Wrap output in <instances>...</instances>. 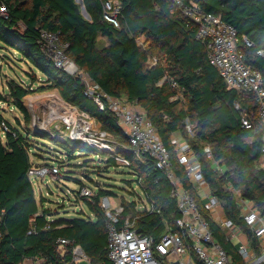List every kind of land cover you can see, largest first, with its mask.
<instances>
[{
    "label": "trees",
    "instance_id": "obj_1",
    "mask_svg": "<svg viewBox=\"0 0 264 264\" xmlns=\"http://www.w3.org/2000/svg\"><path fill=\"white\" fill-rule=\"evenodd\" d=\"M108 1L111 0H82L88 16L85 18L75 0H0V6L6 9V14L0 15V49L16 54L32 71L27 73V84L9 78L4 95L0 94V102L17 110L25 123L21 127L20 120L14 118L16 126H13L0 115V123L7 126L5 132L0 128V264H24L36 257L44 264H73L71 249L75 245L83 249L91 264H111L107 257L108 220L99 202L105 197H116L115 194L96 186L94 195L86 198L79 195L86 186L78 182L80 190L76 198L85 204L88 215L80 211L77 218L58 217V211L44 207L42 198L37 200L28 172L33 167L29 162L30 148L38 149L37 143H31L36 138L53 141L64 152L63 157L55 159L59 167L65 160H72L79 147L92 151L107 167L117 166L113 153L84 147L77 141L76 146L70 147L67 142L70 139L59 136L62 131L54 128L53 132H43L31 127L32 118L24 98L34 91H57L64 102L85 113L116 141L119 148L114 154L128 161L124 167L136 176L145 205L151 210L141 211L136 201L122 199L121 224L129 217L138 233L155 242L167 231L178 230L179 213L170 197L171 186L165 173L155 168L151 158H136L130 152L128 138L118 126L117 117L107 109L100 111L86 97L79 77L54 66L42 48V32L56 34L67 45L66 56L104 94L125 98L139 107L170 153L175 175L191 192L214 240L235 264H241L237 248L204 211L199 196L192 191L177 163L170 137L175 132L183 135L201 163L209 192L217 199L223 215L242 231L248 247L260 256L258 240L242 221L236 204L238 198L249 201L264 216V173L255 168L262 126L254 100L226 86L218 71L207 62L203 45L195 39V25L170 14L169 0H116L120 5L118 27L103 18V7ZM184 1L193 2L201 11L231 25L246 65L264 79V58L256 55L258 50L264 52V0ZM140 37L148 47L138 45ZM244 39L252 48L244 45ZM153 59L156 62L151 65ZM34 85L38 86L33 89ZM172 87H178L180 99H170L176 92ZM243 119L250 124L249 129L242 127ZM186 120L194 125L192 139L184 130ZM205 146L210 149V159L203 153ZM45 167L56 174L55 169ZM84 177L89 180L87 175ZM227 184L238 192L237 196L227 190ZM58 239L70 244L60 248Z\"/></svg>",
    "mask_w": 264,
    "mask_h": 264
},
{
    "label": "built area",
    "instance_id": "obj_2",
    "mask_svg": "<svg viewBox=\"0 0 264 264\" xmlns=\"http://www.w3.org/2000/svg\"><path fill=\"white\" fill-rule=\"evenodd\" d=\"M169 1L171 2L170 14L189 20L195 25V39L203 45L207 62L218 71L226 86L240 95L254 100L257 116L262 126L261 150L255 168L264 173V79L262 75L246 65L244 56L238 48L236 30L231 25L224 23L219 17L201 11L191 1L188 3L184 0ZM103 10L104 20L114 27H118L117 18L120 12L118 1L106 2ZM5 14L6 9L0 6V15ZM40 42L44 52L53 61L56 68L71 76L79 77L85 87L84 94L88 99L94 101L100 111L107 109L113 112L117 117L118 126L128 138L130 152L136 158L145 156L151 158L155 168L165 173L171 186L170 197L175 201L179 213V218L176 220L178 230L177 232L167 231L157 242L147 235L138 233L133 228V222L129 217L121 224L119 218L123 208L120 205L114 207L108 197L100 200L99 207L104 211L108 220L106 231L109 262L111 264H235L214 240L208 222L195 199L191 196V192L182 185L175 175L170 153L159 140L156 130L145 114L137 108L135 103L129 102L125 98H111L104 94L99 86L91 82L66 56L67 45L56 34L42 32ZM244 45L252 48V44L246 39H244ZM256 55L264 58L262 50L256 51ZM152 62L155 63L156 61L152 60L150 63L152 64ZM172 88L176 92L170 99H180L181 92L178 87ZM54 104L56 105V116L63 125V132L70 140L87 144L89 147L100 151L112 152V157L115 160L121 159L125 165H128L125 157L110 151L108 148L110 141L105 139L108 135L102 131L96 132L94 124L85 113L77 111L59 99ZM234 108L238 110V104H235ZM0 127L3 132L7 131V126L4 123H0ZM32 127L36 130L39 129L33 124ZM242 127L249 129L250 124L243 119ZM39 130L43 131L42 129ZM184 130L188 138L194 137V125L188 120L185 121ZM174 148L177 163L184 170L187 181L192 186V191L199 195L201 201L203 200L204 211L211 215L218 229L228 237L237 227L224 215H212L219 203L210 194L201 172V163L194 156L189 143L184 140L177 143ZM203 153L208 159L211 158L209 147L205 146ZM214 170H218V168H214ZM48 173L50 171L47 167H32L28 172L31 178ZM226 188L234 195H238V192L234 191L230 184H227ZM79 195L86 198L93 196L87 187L82 188ZM139 210L149 211L150 207L143 205ZM240 216L245 225L253 231L256 239L264 236L263 216L257 210L245 212ZM57 244L61 248L64 245H69L70 242L65 239H58ZM236 251L241 264L264 263V253L256 257L246 245L240 244ZM26 261L28 264H44L39 257ZM71 261L73 264H91L79 245L72 247Z\"/></svg>",
    "mask_w": 264,
    "mask_h": 264
},
{
    "label": "rangeland",
    "instance_id": "obj_3",
    "mask_svg": "<svg viewBox=\"0 0 264 264\" xmlns=\"http://www.w3.org/2000/svg\"><path fill=\"white\" fill-rule=\"evenodd\" d=\"M31 72L28 65L21 62L16 54L4 52L0 49L1 95H4L5 83L9 78L28 83L27 73ZM36 75L40 78V74L37 73ZM35 86L37 87L38 85H34L32 88L34 89ZM50 96L62 100L55 90L45 92L34 91L24 98L25 105L32 118V124L37 129H42L43 132H53L55 128L58 131H62L59 132L61 138L62 136L67 137L63 132L61 120L56 116L57 111L56 105L53 102L54 100L50 99ZM0 115L13 126H16L14 118H18L21 127H25L20 113L3 102H0ZM90 121L94 124L95 131L101 132L99 125L92 119ZM105 139L110 141V143H108L110 151L117 152L119 146L115 145L116 141L108 136ZM34 142L38 144V149L30 148V164L33 168L50 166L55 169L56 174L50 172L46 175L32 177L33 188L37 200L39 201L41 198L44 200L43 204L45 208L51 211L54 209L58 211L56 216L69 219L77 218L80 217V211L88 215L89 211L85 204L76 198L77 192L80 190L78 182L88 187L92 195H94L96 186H103L109 189L116 196L110 198L114 207L119 205L122 199L127 202L136 201L138 209L146 204L138 183L136 182V176L132 175V173L124 167L125 164L121 159L116 160L117 166L107 167L105 166L106 163H103L101 158H97L92 151L79 147L75 149L74 158L67 162L65 160L62 166L59 167L55 159L58 156H62L64 152L60 149L58 150L53 141L36 138L32 139L31 143ZM67 142L70 147L77 145L76 141L70 140ZM84 175H87L89 180L86 179ZM138 197L141 199L140 201Z\"/></svg>",
    "mask_w": 264,
    "mask_h": 264
},
{
    "label": "crops",
    "instance_id": "obj_4",
    "mask_svg": "<svg viewBox=\"0 0 264 264\" xmlns=\"http://www.w3.org/2000/svg\"><path fill=\"white\" fill-rule=\"evenodd\" d=\"M138 41V40H137ZM138 45L139 46H149V44H146V40L143 38V37H140L139 38V41H138ZM154 60V59H153ZM152 60H150L151 62ZM149 62V63H150ZM152 64H155L152 62ZM151 64V65H152ZM24 84H27L26 82L22 81ZM137 108H139L137 106ZM184 141V137L183 135L180 133V132H175L171 135L170 137V144L171 146L173 147V152H174V147L177 143L179 142H182ZM199 196V195H197ZM201 196V195H200ZM202 197V196H201ZM200 198V197H199ZM205 200V199H204ZM206 201V200H205ZM200 202L203 204V200ZM237 204V207H238V211L241 214L245 213V212H248V211H251V210H256L255 206L253 205V203L249 202V201H244V200H241V199H238V201L236 202ZM223 215L222 213V210H221V206H217L216 209L214 210V212L212 213V215ZM262 221L264 222V216L262 217ZM226 239L235 247L237 248L240 244H243V245H246L248 249H250L253 253L254 256L257 257L255 251L251 248L248 247V241H247V238L246 236L242 233V231L237 227V229L233 232H231V234L226 237ZM258 240V243H259V246H260V253H264V236L260 239H257ZM231 258V257H230ZM231 260L233 261V259L231 258ZM28 261H25L24 264H28L27 263Z\"/></svg>",
    "mask_w": 264,
    "mask_h": 264
},
{
    "label": "water",
    "instance_id": "obj_5",
    "mask_svg": "<svg viewBox=\"0 0 264 264\" xmlns=\"http://www.w3.org/2000/svg\"><path fill=\"white\" fill-rule=\"evenodd\" d=\"M76 3H78L80 6H81V11H82V14L84 15L85 18H88V16L86 15L85 11H84V8L82 6V0H75ZM84 147H88L87 144H83Z\"/></svg>",
    "mask_w": 264,
    "mask_h": 264
},
{
    "label": "bare ground",
    "instance_id": "obj_6",
    "mask_svg": "<svg viewBox=\"0 0 264 264\" xmlns=\"http://www.w3.org/2000/svg\"><path fill=\"white\" fill-rule=\"evenodd\" d=\"M50 99H53V100H54L53 102H56V101H58V99H57V98H55L54 96H50Z\"/></svg>",
    "mask_w": 264,
    "mask_h": 264
}]
</instances>
